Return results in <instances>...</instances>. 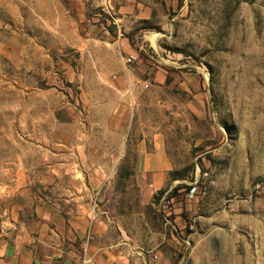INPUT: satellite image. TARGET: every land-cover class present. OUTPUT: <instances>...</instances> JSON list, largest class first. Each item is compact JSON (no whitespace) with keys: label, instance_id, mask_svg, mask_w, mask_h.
Masks as SVG:
<instances>
[{"label":"rangeland","instance_id":"obj_1","mask_svg":"<svg viewBox=\"0 0 264 264\" xmlns=\"http://www.w3.org/2000/svg\"><path fill=\"white\" fill-rule=\"evenodd\" d=\"M70 2L0 0V194L40 151L102 136L105 102L121 98L124 151L105 183L126 241L147 264H264V0H155L153 20L133 24L137 59L116 53L136 73L123 96L90 74ZM181 72L199 73L201 91H186ZM140 146L173 165L148 204Z\"/></svg>","mask_w":264,"mask_h":264},{"label":"crops","instance_id":"obj_2","mask_svg":"<svg viewBox=\"0 0 264 264\" xmlns=\"http://www.w3.org/2000/svg\"><path fill=\"white\" fill-rule=\"evenodd\" d=\"M164 1L173 7L174 0ZM155 8V0H71L65 14L74 33L81 36L75 45L96 62L90 74L101 82L108 81L100 89L120 96L134 92L136 73L124 67L116 53L122 51L137 59L134 39L141 29L134 31L133 24L153 20ZM143 37L149 40L150 36ZM105 62H120L119 70L102 67ZM115 76V83H111L108 79ZM181 79L186 91H201L199 73L181 72ZM115 101L105 102L112 111L104 121L102 136L84 132L65 148L60 149L57 143L48 152L40 151L32 165L21 167L4 181L0 194V264H147L137 246L126 241L121 216L108 207L111 182L105 183V173L115 172L116 158L123 155L126 118L122 110L129 107L121 98L118 102L115 97ZM138 149L134 171L144 181L142 199L148 204L166 185L173 165L161 149L151 153L141 146ZM60 153L67 156L63 162H58ZM92 157L98 158L95 168L90 163Z\"/></svg>","mask_w":264,"mask_h":264},{"label":"built area","instance_id":"obj_3","mask_svg":"<svg viewBox=\"0 0 264 264\" xmlns=\"http://www.w3.org/2000/svg\"><path fill=\"white\" fill-rule=\"evenodd\" d=\"M92 211L94 212V211H96V204H92Z\"/></svg>","mask_w":264,"mask_h":264}]
</instances>
